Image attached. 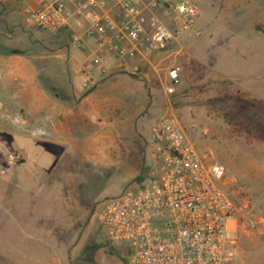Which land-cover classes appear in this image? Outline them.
Wrapping results in <instances>:
<instances>
[{
  "label": "rangeland",
  "instance_id": "rangeland-1",
  "mask_svg": "<svg viewBox=\"0 0 264 264\" xmlns=\"http://www.w3.org/2000/svg\"><path fill=\"white\" fill-rule=\"evenodd\" d=\"M191 1L199 10L197 26L204 42L221 43L220 49L237 44L242 54L247 43L251 49L264 48V27L255 30L253 25H264V0ZM29 4L32 0H0V264H126L117 244L108 242L100 230L96 213L103 201L125 188L147 185L158 171L151 128L165 113L176 115L205 161H218L226 168L223 187L237 203L240 218L239 246L230 264H264V151L246 141L255 131L264 139V121L230 122L236 125L231 136L218 130L216 122L193 121L182 107L169 106L170 97L181 104L185 99L184 91L169 90L165 74L188 59L186 33L157 51L158 57L143 72L134 71L140 84L123 78L108 82L110 72L101 74L91 66L97 80L86 91L99 85L93 93L101 99L97 108L104 109L105 116L99 115L102 122L95 126L88 124L91 132L79 130V151L64 154L52 141L55 130L40 117L47 99L56 100L64 95L63 86H70L66 60L59 54L67 55V44L80 57L89 52L74 39L79 33L71 27L51 32L28 25L22 10ZM247 61V67L263 64L264 55ZM39 127L51 134L39 135ZM32 139L50 146L52 159L60 162L46 170L48 176L40 175L44 183L34 191L17 187L9 178L27 159L24 142ZM11 152L20 154L13 164L8 162ZM53 184H58L59 193L50 195ZM98 243L95 263H90L83 249Z\"/></svg>",
  "mask_w": 264,
  "mask_h": 264
},
{
  "label": "built area",
  "instance_id": "built-area-1",
  "mask_svg": "<svg viewBox=\"0 0 264 264\" xmlns=\"http://www.w3.org/2000/svg\"><path fill=\"white\" fill-rule=\"evenodd\" d=\"M22 13L28 25L51 32L85 19L93 63L104 73L113 54L152 53L178 40L193 29L199 10L191 0H37ZM179 71L168 70L171 92ZM78 72L82 87L90 88L94 72L85 65ZM36 133L51 131L39 127ZM151 136L158 171L147 185L103 201L96 213L107 240L128 247L127 264H230L239 246L240 218L223 187L225 166L202 158L173 113L159 118ZM19 158L11 152L8 162Z\"/></svg>",
  "mask_w": 264,
  "mask_h": 264
},
{
  "label": "crops",
  "instance_id": "crops-1",
  "mask_svg": "<svg viewBox=\"0 0 264 264\" xmlns=\"http://www.w3.org/2000/svg\"><path fill=\"white\" fill-rule=\"evenodd\" d=\"M36 2L37 0H32V4H36ZM200 21L199 18L193 29L185 34L184 49L188 59L183 65L179 66V82L174 84L173 87L174 91H184V102L183 104L177 103V100L173 101L170 97L168 99L169 106L173 109L182 107L184 112L193 116V121H206L210 122L211 125L212 122H216L218 130L229 132L230 135H233L236 130V125L230 122L241 120L264 121V62L263 64L261 62L259 65H253L254 67L251 65V67L246 66L249 64L247 61L249 57L255 58V56H258L261 58L262 54L264 55V48L251 49V45L247 43L243 46L245 49L244 54L240 53L242 47L239 48L237 44H230L228 48L220 49L219 45H223L221 43L213 45L204 42L201 27L197 26ZM253 25L255 30L264 27L263 23L260 22H255ZM87 26V21L83 18L74 19L68 26L69 29L71 27L73 31L79 33L74 35V39L79 38V45L86 48L89 54L82 57L75 55L70 51L69 44L66 45L67 55L65 56L62 52L59 54L60 57L66 60L65 69L68 73L67 81L70 86L64 85V95H58L59 98L56 100L47 99L43 108L45 109V115L40 117L41 121H44L48 127L55 130V140L52 141H55L54 146L61 151L64 150V154H75L76 151H79V130L83 129L91 132L88 124L91 123V126H95L101 123L102 120L100 121L98 116L104 114L105 111L104 109L98 110L97 107L101 104V99L93 93L99 85L95 89L86 91L96 83L97 79L95 78V82L90 88L85 89L82 87V78L78 72L79 67L82 65L87 66L89 69L94 65V43L87 32ZM155 57H158L157 51L144 54L135 51L133 54L124 56L113 54L114 61L104 73L110 72V75H112L107 79L108 82H111V79L120 80L123 78L135 80V83L140 84L142 80L136 78L134 71L140 70L143 72L146 64H153L152 58ZM71 61L79 66L72 68ZM93 67L96 68V65ZM100 73L102 74V72ZM165 77L168 81L167 74H165ZM77 79L81 83L78 82V84ZM112 82L119 81L113 80ZM143 82L146 86L148 80L145 79ZM37 113L39 112H36V115ZM262 127L264 128V126ZM255 132L251 134V140L246 141L250 143L251 148L263 152L264 139ZM23 141L18 139V142L22 143ZM24 144L23 153L27 159L11 170L9 178L15 181L17 187L34 191L37 190V187L40 189V186L44 183L40 175L48 176L44 174L46 170L53 168L60 162H55L52 159V156L55 155L50 153V150H52L50 146L43 145L33 139L24 142ZM88 145L89 143H86L87 147ZM107 146L108 149H111L110 147L113 144ZM65 164L66 168L70 167V163L66 162ZM70 185L72 184L70 183ZM57 189L59 190L58 184H53L50 195L58 194Z\"/></svg>",
  "mask_w": 264,
  "mask_h": 264
},
{
  "label": "trees",
  "instance_id": "trees-1",
  "mask_svg": "<svg viewBox=\"0 0 264 264\" xmlns=\"http://www.w3.org/2000/svg\"><path fill=\"white\" fill-rule=\"evenodd\" d=\"M12 53H19L18 50H13ZM22 162H24L22 160ZM21 162V163H22ZM100 230L103 232L104 236H105V233L103 231V228L100 226ZM106 238V236H105ZM107 239V238H106ZM109 242V241H108ZM111 243V242H110ZM99 244H89L88 246H86L84 249H83V253L86 255V259L88 260V262L90 263H95V260L93 258V254H94V251L97 250L99 248ZM117 247H119V256L125 260L126 264H127V261H128V255H129V250H128V247L126 245H120V244H117Z\"/></svg>",
  "mask_w": 264,
  "mask_h": 264
}]
</instances>
